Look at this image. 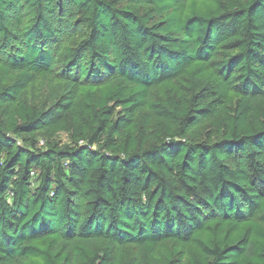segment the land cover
Listing matches in <instances>:
<instances>
[{
	"label": "trees",
	"instance_id": "16d2710c",
	"mask_svg": "<svg viewBox=\"0 0 264 264\" xmlns=\"http://www.w3.org/2000/svg\"><path fill=\"white\" fill-rule=\"evenodd\" d=\"M0 264H264V0H0Z\"/></svg>",
	"mask_w": 264,
	"mask_h": 264
},
{
	"label": "rangeland",
	"instance_id": "374dc122",
	"mask_svg": "<svg viewBox=\"0 0 264 264\" xmlns=\"http://www.w3.org/2000/svg\"><path fill=\"white\" fill-rule=\"evenodd\" d=\"M60 141L63 142V143L66 142V138H65V136H61V137H60Z\"/></svg>",
	"mask_w": 264,
	"mask_h": 264
}]
</instances>
